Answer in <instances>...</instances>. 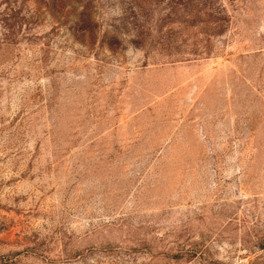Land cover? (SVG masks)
I'll return each mask as SVG.
<instances>
[{"label":"rangeland","instance_id":"374dc122","mask_svg":"<svg viewBox=\"0 0 264 264\" xmlns=\"http://www.w3.org/2000/svg\"><path fill=\"white\" fill-rule=\"evenodd\" d=\"M0 264H264V0H0Z\"/></svg>","mask_w":264,"mask_h":264}]
</instances>
